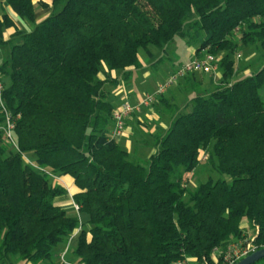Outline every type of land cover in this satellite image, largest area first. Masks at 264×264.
I'll return each mask as SVG.
<instances>
[{"label":"trees","instance_id":"16d2710c","mask_svg":"<svg viewBox=\"0 0 264 264\" xmlns=\"http://www.w3.org/2000/svg\"><path fill=\"white\" fill-rule=\"evenodd\" d=\"M4 1L34 23L32 0ZM49 1L51 14L29 32L0 15L3 101L18 149L4 139L0 111V260L55 264L76 232L71 256L82 264H212L214 249L229 243L264 248V56L234 81L231 58L239 42L264 51V0ZM177 39L225 53L221 80L189 100L140 163L110 136L117 104L98 75L121 70L127 82L142 68L139 50L150 57L149 46L165 52ZM22 155L73 179L78 215L54 204L65 190ZM202 157L228 180L189 191L182 182Z\"/></svg>","mask_w":264,"mask_h":264},{"label":"rangeland","instance_id":"374dc122","mask_svg":"<svg viewBox=\"0 0 264 264\" xmlns=\"http://www.w3.org/2000/svg\"><path fill=\"white\" fill-rule=\"evenodd\" d=\"M48 1V0H47ZM34 8V23H28L25 20L18 18L16 15L12 14L9 10L7 14L10 19L16 24L17 28L23 32L31 31L34 26L49 16L51 14V8L46 3L41 0H33ZM7 5L4 0H0V15L6 12ZM234 36L239 40V31L234 32ZM5 37L8 35L6 33ZM150 51V57H148L143 50H139L138 58L142 62V68L133 71V76L131 82L134 86V95L130 96L127 94V89L124 84L123 71L115 70L111 72H105V68L102 67L99 79L105 80L106 85L104 89L108 93L107 101L115 103L113 111L122 103L129 102L134 103V98H143L145 95H154L157 85L163 83L168 75L175 71V69L181 64L187 62L188 60L201 56L202 51L196 52L197 44L193 41L175 40L170 46L165 47V52L158 50L153 46L148 47ZM2 56H0V64L4 60V52L2 51ZM225 53H219L216 55L217 59H221ZM264 51L259 45H244L239 42L238 47L234 50L231 58L235 61V72L232 81L241 79L250 73L258 70L263 65ZM219 62V61H218ZM176 67V68H175ZM115 77V78H113ZM194 77V78H193ZM221 80V70L218 68L214 73L211 74H199L187 76L183 81H178L174 86L167 89L163 95L156 97L154 102L145 110L139 114H132L130 117L133 118V122L127 121L124 125V130L126 124L132 125L134 129L133 140L139 143L136 147L138 149H143L142 152H137V162L144 163L147 159L151 150H155V145L159 139L165 137L166 130L173 118L182 113L189 112L191 106L189 100L194 96H206L208 91H211L220 83ZM121 91L120 95L113 96L116 91ZM169 104V106L167 104ZM112 111V112H113ZM146 113L152 118L145 119L140 117ZM138 116L140 118H135ZM129 117V118H130ZM131 121V120H130ZM111 133V131L109 130ZM123 135V134H122ZM121 137V136H120ZM119 137H117L118 139ZM144 141H140V139ZM116 140V139H115ZM141 145V146H140ZM132 147V146H131ZM140 151V150H139ZM134 155L132 148L130 150L129 158ZM217 180L228 178L219 175L215 169L207 163L203 157L201 158L200 165L195 169L194 172L185 175L183 180V187L189 191H194V189L201 183H205L207 180ZM55 183V180L54 182ZM186 199V198H184ZM187 200V199H186ZM76 213L74 212V215ZM245 235L252 234L248 226L244 223ZM243 234V235H244ZM64 248V247H62ZM264 249V248H261ZM259 249V250H261ZM72 247H70L69 254L66 256L68 260H74L71 256ZM258 251V250H257ZM9 264H15V257L10 256ZM55 264H60L58 259L53 258ZM17 263H21L20 260L16 259ZM5 262L7 259L0 260V264ZM192 263V261H191ZM45 264V263H41ZM193 264V263H192Z\"/></svg>","mask_w":264,"mask_h":264},{"label":"built area","instance_id":"2783aa9c","mask_svg":"<svg viewBox=\"0 0 264 264\" xmlns=\"http://www.w3.org/2000/svg\"><path fill=\"white\" fill-rule=\"evenodd\" d=\"M219 59L214 57L211 54L203 53L199 57H194L187 62L178 66L174 72H172L166 80L157 85L156 91L154 95H145L141 98L137 103L130 104L129 102H122L113 112H112V121H113V128L110 133L112 138H117L122 136L124 132V125L126 118L130 117L132 114H138L141 112L143 108H148L155 100L156 97H159L164 94V92L174 86L178 81L182 80L183 78L190 76L192 74H211L214 73L217 69V63ZM3 91L4 86L2 80L0 78V111L4 116V124L2 127L3 135L5 141L13 147L15 150L18 151L16 142L13 136L14 130V122L6 109L3 101ZM23 161L34 167L37 168L39 171H44L38 167H36L32 162L28 160L25 155H22ZM205 159V158H204ZM48 174L51 178L55 181H59L60 177H54L50 172L44 171ZM71 197V196H70ZM71 207L73 208L76 215L79 212V205L76 204L72 197H71ZM72 234L67 241L64 250L59 257L60 264H82L77 262L76 260H66L65 256L69 251L70 245L72 240L74 239L75 235ZM259 250L255 247L249 239L239 240L234 243H229L223 248H216L212 252L211 255V262L212 264H236L241 259L251 255L252 253ZM174 264H192L191 261L187 258H183L181 260L176 261Z\"/></svg>","mask_w":264,"mask_h":264},{"label":"crops","instance_id":"0c3cea01","mask_svg":"<svg viewBox=\"0 0 264 264\" xmlns=\"http://www.w3.org/2000/svg\"><path fill=\"white\" fill-rule=\"evenodd\" d=\"M42 2H44V3H46L47 5H49L50 4V1L48 0H41ZM32 4H33V0H32ZM34 5V4H33ZM6 14H8L9 13V8L7 7L6 8V12H5ZM13 32V29H9V30H6L5 31V33H4V37H5V35H6V33H7V35L9 36L11 33ZM6 38V37H5ZM142 63V62H141ZM142 66H143V64H142ZM176 68V67H175ZM133 72V71H132ZM132 76H133V74H132ZM132 76H131V78H132ZM113 78H115V77H113ZM124 84H125V87H126V89H127V94H129L130 96L132 95H134V86H133V83L131 82V79L129 80V81H125L124 82ZM116 94H114L113 96H116V98H117V96L118 95H120V93H121V91H116L115 92ZM140 100V98H138V97H135L134 98V103H131V104H135V103H137L138 101ZM146 108H143L142 110H141V112L143 111V110H145ZM140 112V113H141ZM139 114V113H138ZM141 118L143 117L144 118V120L145 119H148V118H152L153 116H149V115H147L146 113H143V115H141L140 116ZM140 117H138V116H135V118H140ZM131 120V121H130ZM127 121V123L128 122H130V123H132L133 122V118L132 117H128V118H126V120H125V122ZM127 126H125V130H124V132H123V135L121 136V137H119L118 139L117 138H115L116 140V143L124 150V151H126L127 153H128V155L130 154V150H131V148H132V151H133V153H134V155L132 156V157H134V158H132V159H134V160H137V158H139V157H137V152H142L143 151V149H138L136 146L139 144V143H136V142H134V140H133V137H135L134 136V129H133V127H132V125H128V124H126ZM112 131V130H111ZM140 141H144L142 138L140 139ZM132 146V147H131ZM139 146V145H138ZM141 146V145H140ZM140 150V151H139ZM154 152V150H151V152H149L148 153V155L146 156V159L152 154ZM137 157V158H136ZM55 183L57 184V185H59V186H61L64 190H65V192H66V194L65 195H63V196H60V197H57V198H55L54 199V204L56 205V206H59V207H62V208H65L66 209V211H67V214L68 215H70V216H74V210H73V208L71 207V197L77 192V189L75 188V186H74V181H73V179H71L70 177H68V176H65V177H60L59 178V181H55ZM71 196V197H70ZM76 215V214H75ZM79 218H80V222L82 223L83 221H85L84 220V218L82 219L81 218V216L79 215ZM63 250H64V248H62V247H59L58 249H57V252H56V254H55V256H54V258L55 259H58V261L60 260V256H61V254H62V252H63ZM69 254V252L66 254V256ZM66 256H65V259H66ZM66 260H68V259H66ZM72 260V259H71ZM70 260V261H71ZM15 264H31V263H29V262H25V261H21V263H17V261L15 260ZM5 262H3V263H1V264H4ZM60 263V262H59ZM6 264H9V259L7 260V263ZM39 264H41V263H39ZM45 264H47V263H45Z\"/></svg>","mask_w":264,"mask_h":264},{"label":"water","instance_id":"95a60500","mask_svg":"<svg viewBox=\"0 0 264 264\" xmlns=\"http://www.w3.org/2000/svg\"><path fill=\"white\" fill-rule=\"evenodd\" d=\"M263 258H264V249H261L241 259L236 264H254Z\"/></svg>","mask_w":264,"mask_h":264}]
</instances>
